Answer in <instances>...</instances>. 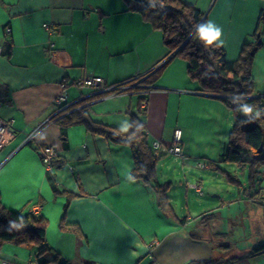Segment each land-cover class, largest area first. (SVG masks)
Here are the masks:
<instances>
[{
	"label": "crops",
	"instance_id": "1",
	"mask_svg": "<svg viewBox=\"0 0 264 264\" xmlns=\"http://www.w3.org/2000/svg\"><path fill=\"white\" fill-rule=\"evenodd\" d=\"M181 2L222 30L215 43L224 49L228 62L239 58L245 42L259 38L262 46L251 75L255 96L264 99V0ZM45 23L52 33L43 28ZM0 47V118L13 120L15 131L14 139L0 149L1 201L12 211L45 218L46 244L51 249L38 257L39 249L33 245L6 244L0 264H44L55 253L67 264H148L147 247L155 241L159 264H264V252L253 255L255 247L264 246V230L253 244L245 242L241 253L231 257L232 243L219 242L230 237L216 230L223 221L220 213L230 208L207 199L203 187L214 192L210 182L219 179L211 174L215 165L223 170L236 168L219 163L234 119L220 100L202 93L199 83L189 77L185 60H171L143 95L129 91L95 94L74 85L67 89L68 101L80 102L78 108L85 107L94 123L127 133L132 115H137L150 146L155 141L170 145L174 131L181 130L182 156L156 151V177L161 184L171 183L168 197L178 220L158 209L150 187L132 180L134 160L128 146L92 134L81 124L55 123L62 79L72 83L95 76L116 87L143 76L168 53L161 31L129 11L123 0H0ZM31 133L34 139L26 144ZM45 145L54 146L58 153L52 172L39 155ZM200 163L212 167L201 169ZM259 186L264 189V184ZM184 191L187 200L192 192L202 197L193 206L196 215L188 204L186 212L178 205L176 199ZM63 192L75 196L69 199ZM255 199L252 203L264 206V190ZM65 211L66 223L76 225L79 235L59 228ZM210 213L214 219L201 223ZM182 218L186 221L180 223ZM232 221L227 218L226 223L233 226ZM238 225L240 240L246 241L245 225L248 235L253 233L249 222L241 218V233Z\"/></svg>",
	"mask_w": 264,
	"mask_h": 264
},
{
	"label": "trees",
	"instance_id": "2",
	"mask_svg": "<svg viewBox=\"0 0 264 264\" xmlns=\"http://www.w3.org/2000/svg\"><path fill=\"white\" fill-rule=\"evenodd\" d=\"M129 11L140 14L143 20L153 29L163 34V43L168 50L164 60L147 74L126 80L118 86H129L119 93L136 92L141 95L150 91L160 78L166 65L174 58H181L188 63L189 77L197 81L203 94L220 100L232 113L234 125L230 131L226 151L220 156L219 163L233 164L239 168L248 169L249 188L257 195L262 189L260 174L264 168V99L254 94V81L251 68L256 53L262 43L245 42L241 48L239 58L234 62L226 60V53L215 42L205 44L197 35L198 27L206 23L203 13L187 6L181 0H123ZM247 104L252 108L249 115L240 109ZM80 102L71 105L67 110L54 118L59 125H84L95 135L120 145L128 146L133 153L134 168L131 178L142 181L150 187L156 197L158 209L167 217L178 220L174 208L168 200L171 183L161 184L156 177L158 163L157 152L147 141L145 127L137 115H132L130 129L121 133L114 128L94 123L86 115L85 107L78 108ZM261 112L259 117L255 113ZM262 147V150L259 149ZM56 161H54L55 165ZM210 168L211 164H208ZM229 181L239 184L231 175L215 165L213 169ZM60 193V192H59ZM68 198L75 195L67 192ZM66 211L61 218L59 228L80 234L76 225L66 223ZM214 219V214H206L201 218L205 224ZM186 218L179 219L180 223ZM48 221L31 212H16L4 206L0 196V259L4 245H33L37 247V256L41 257L51 249L46 244V227ZM264 252V246L253 249V255ZM225 261L199 262L191 261L187 264H224ZM44 264H67L59 254ZM85 264H97L90 261Z\"/></svg>",
	"mask_w": 264,
	"mask_h": 264
},
{
	"label": "rangeland",
	"instance_id": "3",
	"mask_svg": "<svg viewBox=\"0 0 264 264\" xmlns=\"http://www.w3.org/2000/svg\"><path fill=\"white\" fill-rule=\"evenodd\" d=\"M226 172H228L231 175V178L235 181H238L239 184H236L235 182L229 181L226 177L221 175L218 172H215L212 170L211 174H217L219 176L218 178H215L210 182V185L213 188V193L210 192V187L207 185H204L203 187V193L205 194L207 199H214L216 203H218V206L221 208L223 206H228L230 209L225 210V212H221V217L223 221H221L220 225L217 227L216 230L218 232L223 233H229L230 237L222 242L223 244H228V242L232 243V247L235 248L232 251L228 253V257L233 256L235 253L239 254L241 253L242 248L245 246V242L248 244H253L254 240L256 238H259L262 230H264V206H261V203L257 201L256 203H252L251 199H255V194L253 190L249 188V177H248V169L247 168H239L236 166V168H233V171L230 169H226ZM221 177V178H220ZM182 185L185 188V181L183 180ZM260 183L264 184V168L261 171L260 174ZM178 185L180 183L178 182ZM170 191V190H169ZM183 197H180L177 200L178 205L181 204L183 206L185 212L187 211V204L189 205L188 208H190V212L192 213L193 206L196 205L197 200L201 199L202 197H199L195 193H191L192 196L189 200L186 199V192H182ZM169 196V195H167ZM212 196H219L218 198H212ZM169 200V197H168ZM170 202V200H169ZM171 204V203H170ZM172 205V204H171ZM174 208V206H172ZM241 209L244 211L252 210V214H249L248 212L243 211V214H240ZM246 209V210H245ZM259 211V212H257ZM192 215H196V213H192ZM244 217L249 222V226L252 229L253 233L251 235H248V225H245V232H246V241L240 240V234L237 233L236 227L237 225L240 226L241 224V218ZM227 218H232L231 224L233 226H230V222L228 224L226 223ZM247 224V223H246ZM221 225L223 226V229H221ZM231 227L234 228V230H231ZM244 229L240 226V233L243 232ZM231 233V234H230ZM246 243V244H247ZM251 246V245H249Z\"/></svg>",
	"mask_w": 264,
	"mask_h": 264
},
{
	"label": "built area",
	"instance_id": "4",
	"mask_svg": "<svg viewBox=\"0 0 264 264\" xmlns=\"http://www.w3.org/2000/svg\"><path fill=\"white\" fill-rule=\"evenodd\" d=\"M43 28L48 32L52 33L53 30L51 26L47 23L43 25ZM7 32H9L7 30ZM51 47V45H50ZM0 53H1V47H0ZM71 85H74L77 89L81 88H89L93 91L95 94H103L107 92H114L119 88L124 89L125 86H116L112 87L106 84L104 79L101 77H95L90 76L84 79H80L77 81H74L70 83L66 78L62 79L60 82V92L55 100V111L54 116H57L58 114L62 113L63 111L67 110L72 104L75 102H69L67 99V89ZM35 133H31L26 138V144L30 143L34 139ZM15 137V131L13 127V120H4L0 118V149L8 142L14 139ZM183 140H182V132L180 129H176L172 136V141L170 145H164L160 143L159 141H155L152 143L151 147L155 151H161L165 154L180 157L183 154ZM39 155L41 158V161L45 165V167L52 172L55 169L54 161L58 158L57 150L52 145H45L40 148ZM198 167L201 169H210V166L206 163H200L198 164ZM157 246V242H152L147 247V257H148V264H159L158 261L155 258L154 255V249ZM1 264H14L10 263L8 261H2ZM34 264V263H29Z\"/></svg>",
	"mask_w": 264,
	"mask_h": 264
},
{
	"label": "clouds",
	"instance_id": "5",
	"mask_svg": "<svg viewBox=\"0 0 264 264\" xmlns=\"http://www.w3.org/2000/svg\"><path fill=\"white\" fill-rule=\"evenodd\" d=\"M197 35L205 44L212 45L214 42L220 40L222 30L218 26L214 25L212 22H208L198 27ZM240 110L246 116L252 112V108L247 104H245L244 107ZM255 115L256 117H259L261 115V112L257 111ZM122 130L126 131L127 129L124 128Z\"/></svg>",
	"mask_w": 264,
	"mask_h": 264
},
{
	"label": "water",
	"instance_id": "6",
	"mask_svg": "<svg viewBox=\"0 0 264 264\" xmlns=\"http://www.w3.org/2000/svg\"><path fill=\"white\" fill-rule=\"evenodd\" d=\"M262 150V147L259 149V151H261Z\"/></svg>",
	"mask_w": 264,
	"mask_h": 264
}]
</instances>
